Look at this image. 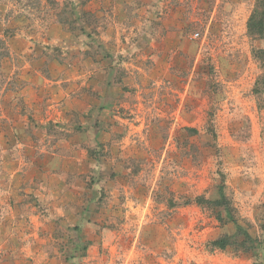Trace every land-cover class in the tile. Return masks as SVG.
Segmentation results:
<instances>
[{
  "label": "rangeland",
  "instance_id": "1",
  "mask_svg": "<svg viewBox=\"0 0 264 264\" xmlns=\"http://www.w3.org/2000/svg\"><path fill=\"white\" fill-rule=\"evenodd\" d=\"M255 6L0 0V264H264Z\"/></svg>",
  "mask_w": 264,
  "mask_h": 264
},
{
  "label": "trees",
  "instance_id": "2",
  "mask_svg": "<svg viewBox=\"0 0 264 264\" xmlns=\"http://www.w3.org/2000/svg\"><path fill=\"white\" fill-rule=\"evenodd\" d=\"M247 35L250 38H262L264 35V0H256V6L254 12L251 14L247 21ZM252 54L255 58L258 60H263V55L262 51L253 49ZM263 54V55H262ZM211 74L214 73L213 67L209 68ZM207 85L211 86L215 83L213 81L211 82L210 80H207ZM217 84V83H216ZM220 86L218 85V88ZM215 88H217L215 86ZM217 88V89H218ZM188 132H190L192 135H196L198 131L196 129H189ZM212 134H214L213 131H211ZM224 184L221 185V192L219 199L216 201H210L206 199L205 197H197L195 199V203L200 206H211V207H216V208H222L224 209V213L226 214V217L228 220L233 221L237 227V233L242 235L244 238V242L248 243L251 247H254L256 244V240L241 227L240 225L237 224L235 215L233 214V208L231 206V203L228 201L225 193H224V187H222ZM223 222V219L221 220ZM230 244V240H218L215 245L218 246L220 249H225L228 245Z\"/></svg>",
  "mask_w": 264,
  "mask_h": 264
}]
</instances>
